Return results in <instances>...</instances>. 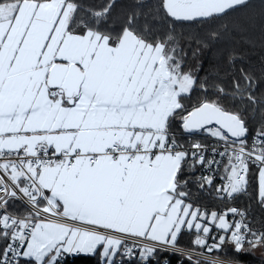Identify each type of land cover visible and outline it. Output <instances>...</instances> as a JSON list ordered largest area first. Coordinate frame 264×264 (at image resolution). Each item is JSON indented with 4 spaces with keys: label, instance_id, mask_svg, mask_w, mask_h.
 <instances>
[{
    "label": "snow or ice",
    "instance_id": "1",
    "mask_svg": "<svg viewBox=\"0 0 264 264\" xmlns=\"http://www.w3.org/2000/svg\"><path fill=\"white\" fill-rule=\"evenodd\" d=\"M248 7L157 0L146 14L132 0L113 26L116 0H0V264H64L69 255L245 264L264 249V219L255 227L247 209L196 203L189 184L203 190L215 177H188L217 161L171 131L183 111L186 132L222 142L211 152L227 160V184L216 188L225 199L247 192L257 167L264 210V60L257 70L234 49L199 75L203 52L227 39L228 18ZM158 16L170 24L162 34ZM178 22L214 26L186 48ZM189 56L199 71L185 70ZM196 86L215 98L188 111L182 99Z\"/></svg>",
    "mask_w": 264,
    "mask_h": 264
},
{
    "label": "trees",
    "instance_id": "2",
    "mask_svg": "<svg viewBox=\"0 0 264 264\" xmlns=\"http://www.w3.org/2000/svg\"><path fill=\"white\" fill-rule=\"evenodd\" d=\"M143 5L141 9L144 13H149L154 9L157 0H139ZM249 7L241 9L239 12L234 13L228 22L232 28L231 35L221 41L218 44L212 46L209 50L203 52V55L199 58L203 61V71H199L197 59L191 56L187 59V70L199 71L200 78L203 79L208 71L212 68L213 64L217 63L221 54L227 55L232 50H238L243 56L247 65L259 70L261 67V61L264 60V0H250ZM132 3V0H116V8L113 12L112 25L117 26L120 23L122 13L126 7ZM156 23L154 28L158 33H165L170 24L166 22L162 17H156ZM219 23V22H217ZM176 28L178 38L182 42L187 41L185 45L187 48L190 44L192 48L196 45L193 43L197 38L204 35L214 25L212 24H198L194 22H178L173 25ZM260 92H264V87L260 88ZM205 98H215V90L209 89L207 91L202 90L199 86L194 87L190 94H187L182 99V104L185 109L190 111L193 106L197 105L201 100ZM231 106V105H230ZM186 113L178 111L175 118L171 121V131L177 138V141L187 146L191 141L213 139L208 134H204L202 131L197 133H188L182 127V116ZM259 120L253 121L254 126ZM258 168L255 166L250 167L249 172V186L245 193L236 195L232 200L223 198L216 192V185L206 186L203 190H198L193 184H189L193 199L199 206H204L208 210H214L218 207H228L231 205H240L244 209H247L250 218L254 220V226L260 227V221L264 219V210L261 209L257 202L258 196V180H257ZM198 174V168L195 175L189 176V180L196 179ZM14 209L23 213L26 211L25 206L21 202H17ZM186 241L191 239L186 235L184 238ZM245 263L247 264H264V249H258L257 251L247 255L245 257ZM67 264H98V257H87L83 255L75 256L72 261Z\"/></svg>",
    "mask_w": 264,
    "mask_h": 264
},
{
    "label": "built area",
    "instance_id": "3",
    "mask_svg": "<svg viewBox=\"0 0 264 264\" xmlns=\"http://www.w3.org/2000/svg\"><path fill=\"white\" fill-rule=\"evenodd\" d=\"M194 142H200L203 145H206L209 149V151L206 153V156L208 159H214L217 161V164L213 166L211 171H208L207 168H198V174L197 175H211L214 176L215 179L213 181V183L211 185H216L218 186H226L227 184V180L224 179V177L226 176L225 173V168L224 165L227 164V160L220 157V156H215L212 152H211V148L215 147L218 150L222 151L223 147H222V142L219 141L218 139H206V140H195V141H191L186 147H190L192 143ZM223 197V193L220 194ZM229 200H232L233 198H228ZM202 208H205L204 206H200ZM230 207H236L238 209H244L242 206L240 205H231L228 207H218L214 210L220 211L222 209H227ZM207 209V208H205ZM211 211V210H209ZM76 255H69L66 256L64 258V264H67L69 261H72L75 258ZM247 264V263H245Z\"/></svg>",
    "mask_w": 264,
    "mask_h": 264
},
{
    "label": "rangeland",
    "instance_id": "4",
    "mask_svg": "<svg viewBox=\"0 0 264 264\" xmlns=\"http://www.w3.org/2000/svg\"><path fill=\"white\" fill-rule=\"evenodd\" d=\"M202 132L204 133V134H208L206 131H204V130H202ZM209 135V134H208ZM213 139H216V138H213Z\"/></svg>",
    "mask_w": 264,
    "mask_h": 264
},
{
    "label": "water",
    "instance_id": "5",
    "mask_svg": "<svg viewBox=\"0 0 264 264\" xmlns=\"http://www.w3.org/2000/svg\"><path fill=\"white\" fill-rule=\"evenodd\" d=\"M248 1H250V0H248ZM200 131H202V130H199V131H196V132H193V133H197V132H200Z\"/></svg>",
    "mask_w": 264,
    "mask_h": 264
}]
</instances>
